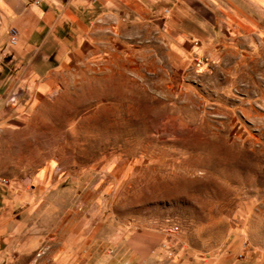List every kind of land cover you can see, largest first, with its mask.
<instances>
[{
    "label": "rangeland",
    "instance_id": "rangeland-1",
    "mask_svg": "<svg viewBox=\"0 0 264 264\" xmlns=\"http://www.w3.org/2000/svg\"><path fill=\"white\" fill-rule=\"evenodd\" d=\"M222 1L239 33L212 49L115 40L15 100L32 264H264V0Z\"/></svg>",
    "mask_w": 264,
    "mask_h": 264
},
{
    "label": "crops",
    "instance_id": "crops-1",
    "mask_svg": "<svg viewBox=\"0 0 264 264\" xmlns=\"http://www.w3.org/2000/svg\"><path fill=\"white\" fill-rule=\"evenodd\" d=\"M33 1L0 0V136L25 110L14 105L16 99H38L49 88L55 68L80 63L101 46L110 55L115 40L122 45L134 41L139 48L151 35L182 56L212 49L226 35L239 33L233 6L222 0ZM11 27L18 34L15 46L7 43ZM15 161V155L0 154L5 163L0 164V264H32L44 247L41 236L31 233L35 194L41 189L34 182L40 177L16 178ZM27 183L32 184L28 190ZM214 264H223V259Z\"/></svg>",
    "mask_w": 264,
    "mask_h": 264
},
{
    "label": "built area",
    "instance_id": "built-area-1",
    "mask_svg": "<svg viewBox=\"0 0 264 264\" xmlns=\"http://www.w3.org/2000/svg\"><path fill=\"white\" fill-rule=\"evenodd\" d=\"M39 0H34L33 3H37ZM167 12V10H164V13ZM17 30L13 27L9 28L7 30V43L9 46H15L17 43ZM196 64H198V60L195 59ZM175 229H170L169 232H174ZM43 251H41L40 254H38V256L42 255ZM44 264H54V263H50V262H45Z\"/></svg>",
    "mask_w": 264,
    "mask_h": 264
}]
</instances>
